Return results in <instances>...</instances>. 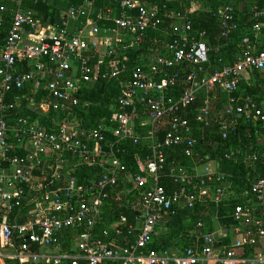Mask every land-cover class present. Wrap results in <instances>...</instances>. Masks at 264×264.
Masks as SVG:
<instances>
[{"label": "built area", "instance_id": "2783aa9c", "mask_svg": "<svg viewBox=\"0 0 264 264\" xmlns=\"http://www.w3.org/2000/svg\"><path fill=\"white\" fill-rule=\"evenodd\" d=\"M5 1L0 23L9 17L10 25L0 43V258L16 264H264V171L246 173L241 202L220 219L219 206H229L234 192L218 164L189 169L167 160L180 148L195 161L193 130L212 123L221 140L241 129L251 139V129L264 128V8L252 7L253 22L242 32L231 4L213 14L220 21L218 49L238 35L240 50L230 65L205 67L211 49L205 33H194L184 18L165 32L169 40L161 51L128 71L115 60L123 42L118 34L132 37L128 48L146 42L149 30L178 19L166 4L112 0L114 8L92 15V1H85L61 13L56 25H40L25 7L29 0H10L9 16ZM101 21L110 26L100 27ZM254 72L261 85L256 96L241 90L243 80L256 85ZM111 79L119 88L115 114L91 128L68 122L80 93ZM23 102L39 116L65 118L42 124L20 114ZM254 138L257 143L225 152V158L264 166V133ZM126 141L147 146L135 171L122 160ZM82 168L98 171L79 182L75 173ZM168 179L170 192L162 184ZM197 204L208 219L195 222L180 239L184 244L153 249L165 232L159 223Z\"/></svg>", "mask_w": 264, "mask_h": 264}, {"label": "trees", "instance_id": "16d2710c", "mask_svg": "<svg viewBox=\"0 0 264 264\" xmlns=\"http://www.w3.org/2000/svg\"><path fill=\"white\" fill-rule=\"evenodd\" d=\"M85 1H92V15H96L99 11H106L108 8H114L115 5L112 0H29L25 2V7L32 11L35 21L40 25H56L59 20V15L66 12L71 7H78L82 5ZM151 3L166 4L167 10L173 11L178 19H189L192 24L194 33L204 32L208 37L210 42V52H209V63L205 67L211 66L212 69L221 67L223 65H230L235 61V55L240 50L239 40L237 36H234L230 44L226 48H219L222 43L220 38V21L214 16L216 10L227 4H231L235 9L234 0H173L171 2H166V0H148ZM194 3V4H193ZM260 8H264V0H258L257 2ZM196 5L198 9L190 16L187 15L186 11L191 7V5ZM251 9H248L244 14L243 20L238 19L239 32L243 31V26L250 25L253 22L251 18ZM236 10V9H235ZM178 19H175L177 21ZM10 18L5 17L0 23V43H2L5 38L6 31L9 28ZM178 24V22L176 24ZM170 19L165 20V24L162 28L155 31L149 30L146 34V42L141 45L128 48L127 42L123 40L122 44L116 49V62L125 63L128 71L136 66H141L145 63L147 58V47L151 43L164 44L169 40ZM100 27L110 26L109 22L101 21L98 23ZM175 25V24H173ZM205 36V37H206ZM199 37V36H196ZM216 39V40H214ZM154 45V44H153ZM125 46V48H123ZM218 49V50H217ZM161 51V49L159 50ZM128 74V72H126ZM125 73V74H126ZM256 79V85L252 86L249 81L243 80L241 83V90L244 93H250L254 96L260 95L261 85H260V74L254 72L253 74ZM127 76V75H125ZM119 95V88L116 80H100L93 91H82L79 96V105L73 109V114L68 117V122L80 123L83 128H91L95 126L99 120L108 119L113 116L117 111L116 98ZM199 104L197 103V106ZM22 110L20 114L29 115L33 119H38L42 124L47 123L49 120L56 118H65V115L58 116L57 114H50L48 116H39L32 112L31 109L26 107V102L22 103ZM251 129V127L249 128ZM137 130V129H136ZM146 129H138L139 134L144 133ZM245 129H241L237 136L230 138L228 140H221L219 136V131L217 129L216 123H212L210 127H204L203 129H194L193 137L196 139V153L195 161H190L188 158L183 156L180 148L175 149L173 152L170 150L168 163L174 162L182 165L186 168H193L194 165H202L208 163L209 161H215L218 164V171L223 173L225 183L230 184V190L234 193V198L228 202L229 206L218 208V216L221 219L224 215L230 213L232 208L241 202V193L244 191L248 184L246 182V173L251 172L252 175H256L257 172H263L264 166L257 164L252 169L247 168L242 162L236 163L234 161L227 160L225 158V152L231 151L235 148L248 146L250 142L257 143L254 134L264 133V128L260 125L251 129L249 134L252 136L251 139H247ZM126 150V156L122 159L125 161L127 167L135 171L137 170L138 162L145 161V156L147 154V146L144 142H141L138 146H133L131 142H123ZM206 156L208 158H206ZM94 171V172H93ZM98 170L92 169L88 170L82 168L80 171L75 173L79 182H83L88 178H94V173ZM224 182H217L218 187L225 185ZM167 192H170L174 184L172 180L168 179L162 183ZM214 208V207H212ZM125 213V212H124ZM128 215V213H125ZM207 220L202 216V207L197 204L193 210L182 209L175 212L173 215L166 216L159 224L161 229H165V232L160 234L157 240L152 245L155 250L166 249L173 246H179L184 244L180 242L181 238H184L193 229L195 222L198 220ZM230 218L221 220L224 224H229Z\"/></svg>", "mask_w": 264, "mask_h": 264}, {"label": "crops", "instance_id": "0c3cea01", "mask_svg": "<svg viewBox=\"0 0 264 264\" xmlns=\"http://www.w3.org/2000/svg\"><path fill=\"white\" fill-rule=\"evenodd\" d=\"M141 1L146 2V3H151L148 0H141ZM234 2H235V9H236V12H237V18L240 19L241 21L243 20L244 14L247 12V10L250 9V8H252V7H254L255 5L258 4L257 3L258 0H234ZM4 4L8 8V12H9L6 15L9 16L11 14V9L13 8V2L10 1V0H6L4 2ZM193 4L188 9V11H186V13H187L188 16L192 15L198 9V7L196 5H193ZM177 22L179 24L180 23V20L178 19L177 21H175V19H170V24L169 25L175 26V25H177L176 24ZM173 24H175V25H173ZM121 33H119V34H121ZM119 34H118V37H119ZM131 39H132V37L129 34L123 32V39L122 40L130 41ZM214 40H216V39H214ZM204 41L210 46V42H209V39H208L207 36L204 37ZM153 44L151 43V45H149L147 47V53H149L147 55V58L150 57L153 53L158 52L161 49V46L163 45V44L162 45L161 44H156L155 45V43H153ZM100 52H101V54L97 55L98 57H101L104 54V50L102 49ZM98 61H99L98 58H96L94 62H98ZM198 169H199L198 170L199 172L202 171V167H199ZM0 263L1 264H16L14 262H5L1 258H0Z\"/></svg>", "mask_w": 264, "mask_h": 264}, {"label": "rangeland", "instance_id": "374dc122", "mask_svg": "<svg viewBox=\"0 0 264 264\" xmlns=\"http://www.w3.org/2000/svg\"><path fill=\"white\" fill-rule=\"evenodd\" d=\"M120 39H123V33L119 34Z\"/></svg>", "mask_w": 264, "mask_h": 264}, {"label": "bare ground", "instance_id": "6f19581e", "mask_svg": "<svg viewBox=\"0 0 264 264\" xmlns=\"http://www.w3.org/2000/svg\"><path fill=\"white\" fill-rule=\"evenodd\" d=\"M1 264V263H0Z\"/></svg>", "mask_w": 264, "mask_h": 264}]
</instances>
